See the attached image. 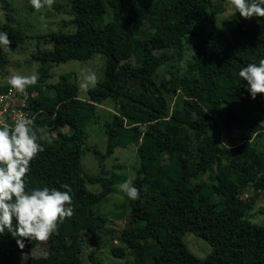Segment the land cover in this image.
<instances>
[{
	"label": "trees",
	"instance_id": "obj_1",
	"mask_svg": "<svg viewBox=\"0 0 264 264\" xmlns=\"http://www.w3.org/2000/svg\"><path fill=\"white\" fill-rule=\"evenodd\" d=\"M68 1L75 30L49 34L52 48L38 51L35 58L62 63L100 53L105 56L103 76L87 89L88 97L80 99L75 74H63L49 96L42 84L50 74L39 68L37 83L27 88L30 94L36 92L30 106L41 110L33 127L38 136L44 129L52 142L39 141L44 150L31 161L25 181L28 191H65L61 185L68 184L74 214L44 241L43 255L31 254L43 241L13 237L6 229L0 234V264H84V235L98 242L104 230L108 232L96 204L114 190L115 175H84L80 156L85 126L96 105L109 97L116 111L104 124L106 152L93 149L99 164L116 147L139 142L132 182L140 195L128 198V225L115 239L119 244L110 248L113 256L129 253V264H264V224L248 218L264 194V150L254 145L264 136V95L253 99L239 76L242 67L264 59V17L245 20L237 12L228 31L211 24L205 33L202 26L226 0ZM0 7V31L7 32L13 52L28 36L8 0H0ZM186 42L191 53L182 69ZM6 58L7 52H0V68ZM164 65L170 69L159 72ZM129 83L142 88L135 90ZM252 108L256 115H250ZM44 118L50 123L42 127ZM218 125L226 143L211 133ZM87 180L99 182L101 190L87 189ZM248 184L254 191L244 199ZM256 206L254 212L262 213ZM186 231L211 245L204 258L184 244ZM17 239H23L22 248ZM20 254L27 256L20 261ZM89 259L102 264L94 251Z\"/></svg>",
	"mask_w": 264,
	"mask_h": 264
},
{
	"label": "rangeland",
	"instance_id": "obj_2",
	"mask_svg": "<svg viewBox=\"0 0 264 264\" xmlns=\"http://www.w3.org/2000/svg\"><path fill=\"white\" fill-rule=\"evenodd\" d=\"M13 7L14 17L20 21L27 34L25 41L16 46L13 52H7L6 62L0 68V86H8V79L14 73L21 75L36 74L39 77V68L44 67L48 70L50 77L42 84V89L45 94L52 96L54 94L52 86L56 84L59 77L63 74H75V80L78 86V97L86 99L88 97L87 89L81 87V74L85 71L91 70L96 73L98 80L102 78L105 56L100 53H95L92 58L86 60H68L62 63L42 62L35 58L38 51L47 50L52 48V42L49 40V34L57 31L72 32L75 27L69 22L72 15L69 13L70 4L68 0H55L51 8L45 7L39 11L35 10L29 0H8ZM214 4L216 1L214 0ZM213 4V5H214ZM214 9V8H213ZM221 11L213 12L212 17L207 19L206 23L202 26V31L208 33L211 24L222 27L228 31L230 22L235 12L226 0L222 6ZM109 10V9H108ZM108 16L104 19L107 20ZM4 21V11L0 7V26ZM187 50L184 53V58L179 62L180 68L185 67L186 57L191 50V43H184ZM189 49V50H188ZM0 52H3L0 50ZM170 69L167 65L160 68L159 72L165 69ZM70 77V76H69ZM38 81V80H37ZM135 90L142 88L140 85L129 83ZM36 93L35 90L31 92ZM176 100V99H175ZM173 101L171 108L175 107L176 101ZM188 107L192 108L193 103L188 101ZM264 107V100H262ZM116 111V103L112 98L104 99L100 104L95 107L94 116L88 120L85 126V141L81 146L80 166L84 175L100 174L102 177H111L115 175L116 181L113 184L114 190L108 194L105 199L100 200L96 204V209L103 214L106 222L104 226L108 232L104 230L101 235L100 241L95 242L89 240V237L84 235L85 243L82 248L81 258L84 264H92L89 259V252L94 251L95 259L102 264H129L132 260V255L127 253L123 257H115L110 251L113 245H118L116 242L117 236L121 230L128 225L129 220V207L128 196L122 192L120 185L126 180L135 178L136 170L139 165V157L137 153V145L139 142H131L126 147L118 146L110 155H105L103 165L99 164V154L106 152L107 136L104 130V124L111 120L112 114ZM250 115H256L254 109L249 110ZM46 118V117H45ZM44 118V119H45ZM42 127L50 123L48 119L42 122ZM35 128V127H33ZM66 127L63 130L66 131ZM56 129L51 131L55 134ZM214 137L219 138L222 142L226 143L225 135L222 128L218 125L211 129ZM234 137L239 142L240 132L233 133ZM235 142V143H236ZM254 145L260 151L264 150V136L255 140ZM96 149L99 154L95 153ZM86 187L92 192L101 190L99 182L86 181ZM253 185L248 184L243 192V198H248L253 194ZM260 205L263 209L262 213H256L257 206ZM255 208L250 212L248 218L255 223L264 224V194L259 197ZM182 241L187 248L197 257L204 258L212 249L211 245L203 238L197 236L193 232L186 231L182 235ZM47 243L41 242L32 251V255H43L46 252ZM27 255L20 254V261Z\"/></svg>",
	"mask_w": 264,
	"mask_h": 264
},
{
	"label": "clouds",
	"instance_id": "obj_3",
	"mask_svg": "<svg viewBox=\"0 0 264 264\" xmlns=\"http://www.w3.org/2000/svg\"><path fill=\"white\" fill-rule=\"evenodd\" d=\"M31 6L39 11L51 6L55 0H29ZM235 13L245 20L253 17H264V0H229ZM11 40L5 31H0V50L11 52ZM239 76L247 82V90L255 99L257 94L264 95V59L259 63H248L242 67ZM36 74L21 75L14 73L8 79L12 89L23 93L28 87L37 83ZM98 83L95 72L88 70L81 74V87L94 88ZM2 115V114H0ZM33 119L21 114L13 124L0 121V234L5 230L13 237L28 240L47 241L57 233L58 226L65 218L74 214L71 188L62 184L61 188L43 187L26 189V174L31 170V161L43 151L40 140L51 143L44 129L41 135L33 128ZM142 179V177H141ZM122 192L128 198H139L140 189L132 180H126L120 185ZM148 186H144V191ZM17 245L23 247V239H17Z\"/></svg>",
	"mask_w": 264,
	"mask_h": 264
},
{
	"label": "built area",
	"instance_id": "obj_4",
	"mask_svg": "<svg viewBox=\"0 0 264 264\" xmlns=\"http://www.w3.org/2000/svg\"><path fill=\"white\" fill-rule=\"evenodd\" d=\"M30 98L28 89L20 93L10 85L0 86V121L13 124L21 114L34 120L41 110H34L30 106Z\"/></svg>",
	"mask_w": 264,
	"mask_h": 264
}]
</instances>
